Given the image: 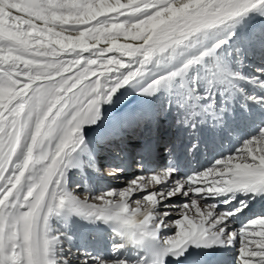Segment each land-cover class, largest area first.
<instances>
[{"label": "snow or ice", "instance_id": "obj_1", "mask_svg": "<svg viewBox=\"0 0 264 264\" xmlns=\"http://www.w3.org/2000/svg\"><path fill=\"white\" fill-rule=\"evenodd\" d=\"M77 225L104 229L109 252ZM230 249L264 264V0H0V264H220Z\"/></svg>", "mask_w": 264, "mask_h": 264}, {"label": "bare ground", "instance_id": "obj_2", "mask_svg": "<svg viewBox=\"0 0 264 264\" xmlns=\"http://www.w3.org/2000/svg\"><path fill=\"white\" fill-rule=\"evenodd\" d=\"M133 95H135V94H132V95H128V96H126L125 98L128 100V101H130V106H131V104H135V103H137L138 101H136V100H134L133 99ZM102 164H104L105 163V161H102L101 162ZM103 170V169H102ZM135 171V170H134ZM132 171H127V172H125V175H128L129 173H131ZM131 174H133L132 176H135L134 175V173H131ZM119 178V180H117L118 182H122V183H125L127 180H129V179H131V178H133V177H125V176H120V177H117V179ZM128 178V179H127ZM94 183H95V186L97 187V188H99L98 186H102V187H104V186H107V182H106V180L105 179H96L95 181H94ZM99 184V185H98ZM211 202V201H210ZM236 228H239L240 227V223H239V221H237L236 223H235V225H234ZM79 242H81V240H79ZM82 243V242H81ZM93 247V246H92ZM231 250H234V249H231Z\"/></svg>", "mask_w": 264, "mask_h": 264}, {"label": "rangeland", "instance_id": "obj_3", "mask_svg": "<svg viewBox=\"0 0 264 264\" xmlns=\"http://www.w3.org/2000/svg\"><path fill=\"white\" fill-rule=\"evenodd\" d=\"M133 174H131V173H129L128 175H123V176H125V177H134V176H132ZM128 179V178H127ZM106 180V182H107V186H104V187H102V186H98L99 188H97V190L99 191V190H102V189H104L105 187H122V186H124V183H122V182H118L117 180H119V178L117 179V177H115V178H112V179H105ZM114 182V183H113ZM99 185V184H98ZM80 194L81 195H83V191L81 190V192H80Z\"/></svg>", "mask_w": 264, "mask_h": 264}]
</instances>
